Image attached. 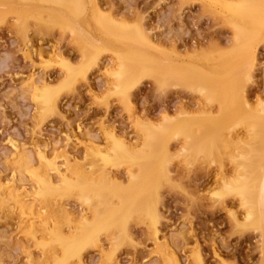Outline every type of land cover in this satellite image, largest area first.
Segmentation results:
<instances>
[{
  "label": "rangeland",
  "instance_id": "374dc122",
  "mask_svg": "<svg viewBox=\"0 0 264 264\" xmlns=\"http://www.w3.org/2000/svg\"><path fill=\"white\" fill-rule=\"evenodd\" d=\"M15 1L0 0V180L13 182L15 189L23 186L31 191L34 181L30 172L44 175L37 161L36 150L40 149L48 159L54 155L63 157L56 160L62 173L66 171L62 161L66 157L71 167L79 172H91L96 182H103V175L107 173L109 187L124 189L130 185L131 177L141 173L138 165L120 162L118 166L106 167L94 158L91 150L109 152L114 142L106 136L110 132L115 134V140L125 142L138 155L140 151L141 154L151 153L153 145L155 150L163 151L155 163L153 160L149 163L150 168L156 166L155 173L159 175L152 189L158 222L139 211L125 216L121 213L125 231L100 233L97 245H88L80 252L83 264H262L264 226L253 222L239 225L246 209L240 206L234 189L222 193L237 176L236 166L229 157L237 155V151L229 149L220 162L202 153L193 154L184 130L188 127L197 135L211 129L212 132L223 131L231 142L238 133L242 134L243 129L228 119L229 111L224 112L217 101L207 102L198 93V85L188 80L199 73L202 74L199 79H205L208 76L205 73L212 70L217 74L231 70L232 81L225 90L236 89L243 81L242 72L237 71L241 53L237 46L248 43L255 50H252L251 70L243 83L245 94L255 104L264 103V22L259 24L250 18L234 20L228 15L227 7L242 0H76L77 10L70 14L67 22L75 21L74 25L85 38L82 41L71 32V24L40 20L47 0L24 2L27 28L23 32L16 26L12 9ZM66 1L70 0L63 2ZM108 24L114 28L110 30ZM124 25L134 34H128L130 30L126 31ZM138 32L156 48L147 50L137 41L134 43ZM241 33L243 39L239 36ZM126 37L139 47L133 60L138 68L159 62L161 65L156 66L168 70L166 80L168 76H175V81L169 78L167 82H157L142 71L125 93L116 74L122 66L120 54L124 58L131 54ZM84 48L99 53L96 65L88 69L85 78L76 76L71 85L62 86L65 66L79 68L84 60ZM33 82L38 88L45 86L56 93L55 111H42L41 102L34 97ZM191 85H195V89ZM262 124L255 126L261 128ZM152 127H163L167 133L157 139L161 144L154 140L146 149V135ZM13 144L23 150L22 154L31 156L29 173L20 171L11 158L15 152ZM90 164L95 168L91 170ZM48 174L55 182L58 180L55 172ZM149 178V172L143 174L144 183L149 182ZM219 192L223 196H219ZM1 197L4 196L0 195V264H54L53 261L61 257L60 247L53 246L45 255L40 249L49 240L50 230L60 231L64 236L74 235L81 215L92 219L87 206L79 202L73 192L48 204L37 201L36 210L42 208L40 212H46L42 216L47 217L49 235L43 229L38 232L40 235L35 234L36 241L22 230L20 214L11 211L10 200L6 206ZM112 197L117 203L116 197ZM138 203L140 199L133 200L134 205ZM260 206L264 213V204ZM59 210L63 214L57 213ZM117 232L120 237L125 233L126 239L122 236L116 246L112 236L118 237ZM77 260H68L66 264H79Z\"/></svg>",
  "mask_w": 264,
  "mask_h": 264
},
{
  "label": "bare ground",
  "instance_id": "6f19581e",
  "mask_svg": "<svg viewBox=\"0 0 264 264\" xmlns=\"http://www.w3.org/2000/svg\"><path fill=\"white\" fill-rule=\"evenodd\" d=\"M25 1H27V2L29 1V3H30L33 0H16L15 3L13 4V8H12L13 14L15 15L16 20H17L16 26H18L17 28L22 29V31L24 30L23 32H25L26 28H27L26 27L27 22H26V16H25L27 4H24ZM63 1L64 0H47V2L45 1L46 3H44L42 6V10L45 13H44V15H42L40 20H43V23L45 21V22H49L52 24L55 22H60V21L61 22L63 21V23L67 22L70 19V14H73V12H75V10H77L76 0L66 1L65 2L66 4ZM92 3H93L92 7L95 8V4H94L95 2L92 1ZM228 3H231V2H228ZM228 3H227V5H228ZM231 4H233V3H231ZM222 6H224V5H222ZM93 8H92V10H94ZM223 11H225V10H223ZM227 11H228L227 12L228 15H230L232 18H234V20H236V19L238 20L239 18H246V19L250 18V19L258 22L259 24L264 22V0H242L241 2L234 3L232 6L227 7ZM224 13L226 14V12H224ZM226 18H228V17H226ZM111 23L112 22H110L109 24H111ZM68 24H71L70 25L71 32L73 34L77 35V37H79L82 41H84L85 38L83 37L81 30L79 29V27L77 28L76 25H74V24H76L75 21L68 23ZM109 24H108V26H109L108 28H111L110 30H112V28H114V27H112V26L110 27ZM241 24H239L238 26H240ZM105 26H107V24ZM105 26H104V29H105ZM115 26L118 27V25H115ZM233 26H234V24H233ZM124 28H126V26ZM115 29H116V27H115ZM127 29H129V28H126L125 30L128 31ZM105 30H108V29H105ZM120 30H122V27L120 28ZM123 31H124V29H123ZM126 31H124V32H126ZM130 31L127 33L132 34L133 30L131 32ZM241 31L245 32L244 30H241ZM252 32H255V31H252ZM252 32H251V34H252ZM261 32L262 31L259 30V34ZM104 33H105V31H104ZM105 34H107V33H105ZM239 36L242 39L244 37L243 33L239 34ZM115 37H117V36L115 35ZM134 37L136 38L135 42L133 40L132 41L134 43H136V41H137L138 45L139 44L141 46L143 45L144 48H146L147 50H151V49L156 48L155 45L152 42H150L149 40H147L141 32L136 33V36H134ZM236 38H237L236 40H238L237 36H236ZM105 39H106V37H105ZM122 40H124L123 37H122ZM97 41H98V39H97ZM125 41H127L126 44L129 48V50L131 51V54H129V56H126L128 58H124V56H121V54H120V60L119 59L118 60L122 61V66H121L119 72L116 74V77H118L117 79H119V81H121L120 83H122L121 86L124 87L123 91L125 93L127 92L128 88L135 83L136 79L138 78L139 72H142V71L145 72L148 76H152L153 79L155 78L157 82H159V81L161 82L164 80L167 82V81H169V78L170 79L172 78V77L168 76L169 78H168V80H166V77H167L166 74H167L168 70L166 68L156 66L159 62L155 66H146V64H145V66L138 68L135 65L136 63L133 60L135 59V56L138 53L139 47L136 44H133V42L129 38L125 39ZM250 41L252 42V40H250ZM100 42L101 41H99V43ZM96 43L99 44L98 42H96ZM238 44H239V42H238ZM237 47H238V52H241L240 57H239L240 59L238 61L240 64V68L237 69V71L239 70L240 73L242 72V75L240 74V79H242L244 82L241 81L242 84L240 83L241 85H239V86L237 85L236 89L225 90L226 87L232 81V77H231L232 75H230V73H229L231 70L228 73L225 72L222 74H217L216 70H212L208 73H205V75H208V76H206L207 78H205V79H202V78L199 79V77L202 75L199 73L196 75V77H194V79H191L188 81H193L198 85V86H196V87H198L197 88V91H199L198 93L202 94L206 98V100H208L207 102H209V101H212V102L215 101L216 102L217 101L218 103H220L221 109H223L224 112L229 111V112H227L228 119H230L232 122L235 121V124L239 125L240 128L243 129L242 134L238 133V135H240V136L237 135L236 140L234 142H231L230 139L226 138V135L224 134L223 131H221L223 133H221L219 131H217L218 132L217 133V132H212V129H211L210 131H208V130L202 131L197 135L194 132H192L190 129H188V127H187L186 130H184L185 131L184 135H185V139L188 140V145H189L188 148L191 150V151L189 150L190 152L193 151V154H194V152H196V155H198L197 153H199V155H200V153H202L205 156H207L209 158L211 157L214 160L218 159L219 162L224 158V156L227 154V152L230 151L229 149H232L233 152L235 150L237 151V155L234 154L235 156L234 155L229 156L231 161L236 166L237 176L233 180H230L231 182L226 185L225 191L224 192L222 191V193L225 194V192L227 190L234 189L235 194L239 197V201L241 204L240 206H242L246 209L244 216H242L243 219L239 223V225L240 224H247V223L249 224V223L253 222L255 224H261L264 226V213L262 212L261 206H260L261 204H264V203H262V202H264V129H263L264 128V118H262L264 116H261V114L264 113V103L258 101L255 104L254 102L248 100L247 96L245 94V88H244V84H243V83H245L248 72L251 70V67H252V60L254 57L253 51L255 50L253 48L254 46L251 47V45L248 43H242L240 46H237ZM90 51L91 50L87 49V48L83 49L82 52H83L84 60H83V63L79 66V68L77 67L75 69V68H72L70 66H65L66 76L62 82V86H65V85L69 86V84L71 85L72 80H74L76 78V76H80L81 78H85L86 72L88 71V69H90L92 66L96 65L97 55L99 53L97 51H93V52H90ZM141 51H144V50H141ZM140 54H143V53H140ZM166 62L167 61H165L164 63H166ZM141 63H143V62H141ZM216 64H218V63H216ZM235 65H236V63H235ZM171 67L172 66L170 65V68ZM228 68H229V66H228ZM187 69H189V68H187ZM235 72H233V73H235ZM196 73H198V72H196ZM165 75H166V77H165ZM171 76H173V75H171ZM175 79H173V80L175 81ZM237 80H239V77H238V79H236V81ZM166 82L164 84H166ZM176 84H177V82H176ZM189 84H191V83H189ZM32 85H34V82L32 83ZM194 86H192L193 89H195ZM32 87H33V90H35V96L34 97L41 102L42 111H45V110H46L45 112L55 111V109H56V107H55L56 93L54 91L50 90L49 88L45 87V86L44 87L41 86L42 88H38L36 85H34ZM117 90H119V92H120L122 89H117ZM232 106H233V108H232ZM203 123H205V122H203ZM255 123L257 125L258 124L260 125L263 123L262 124L263 127L257 128L258 126L256 127ZM188 126H190V125H188ZM145 128H147V127H145ZM157 128L158 129H156V128L153 129V127H152L151 132H148V134L146 135L147 136L146 137V144H145V146L143 145L146 149H147V147H150L152 145L151 143L154 142V140H157L158 138L161 139L162 137H164L166 135L167 132H166L165 128H164V130L162 129L163 127L161 129H160V127H157ZM208 128H209V126L206 127V129H208ZM258 129H260V130H258ZM198 131H199V129H198ZM105 134L106 133H104V135ZM114 135H112L111 132H110V134L109 133L106 134V136L108 138L110 137L112 140H114L113 146L109 152L103 153L100 150H95V149L94 150L90 149V150H91V154L94 156V158H97L100 161V164L102 163L106 167H107V165L114 167L118 163H119L118 165L122 164L120 162H123V164H124V162H131V163L133 162L135 165H138L137 167H139L141 173L139 175L131 177L130 185L124 189H122L123 187L118 188V186H116V187L113 186V188H111L112 186L109 187L110 185H107L106 179H107V176L109 178L110 175L105 173L106 171L104 172L105 174L103 175L105 177V178H103L104 181L100 182V183L96 182L94 180V178L92 177L91 172L90 173L79 172L77 168L71 167L69 165L70 161L66 157L64 158V160H62V161H64L63 165H64V167H66L65 168L66 171H65V173H62V171L60 169L61 166L59 167L57 164L58 162H56V160H58L59 157L54 155L53 156L54 158L52 157L51 159H48L47 155L42 153L40 149L36 150L37 151V157H38L37 161L39 162V164L43 168L44 175H41V173L37 172V171L30 172L29 175H30L31 179H33V181H34V188H31V191H28L29 189L27 190L26 187H23V186L19 187L20 190L18 191V190H16V189H19L18 187H16V189L14 187H12L11 184L13 182H7V181L5 182L4 181L5 182L4 183L3 181L0 180V195L4 196V197H1V198H3L2 200L5 201L4 204L5 203L8 204V202L10 200L11 203L9 204V207L12 209L11 211L19 212V214H20V219L22 222V230L27 232L28 235L34 239H36V237H37V236H35L36 233L38 235L39 234L38 232H41L43 229H46V232H47V228H48L46 226L47 224H45V219L47 217L44 219V217L42 216V214L45 216L46 212H44V211L40 212V210L42 208L40 210H36L37 206L35 205V203L37 201L44 203V204H48L53 199L55 201V198H57V199L63 198L67 195L69 196L73 192L76 195L77 200L79 202H81L82 204H85L87 206L88 211H90V213L92 214V219L91 220L87 219L83 215H81L80 216L81 221L79 224H77V227H76L77 230L75 231V233H73L74 235L71 234L70 236H67V235L64 236V235H61L60 231H58L59 233H57V231L52 232L51 230H50V232L48 231L50 233V235H49V233L47 232L48 235L50 236L49 237L50 241L48 240L49 243L47 241L46 244H44L45 243L44 242L43 243L44 245H41L40 249L42 251V254L45 255L52 250L53 246H59L60 252H61V257H59L58 259L56 258L55 261H53L56 264H66L68 262V260H71V259L74 260V258L78 259L77 261L79 262V264H83V262H82L83 260L81 261V259H80V252L82 250H84L86 248V246L88 247V245H92V244H94L92 246L97 245L95 243H97V240L99 238L98 235L102 232H108L109 233L110 231L113 232L114 230L122 232V229H123L122 219L123 218L121 216H123V215L125 216L128 213H131L132 211H134V212L137 211V213L142 212L144 214V216H146V218H149L152 221L158 222L156 220L158 213H156V209H155L156 206H154L155 203H153V197L154 196H153L152 189L154 187L153 185L155 184V182H158L159 175L157 177V174L155 173L154 167H156V166H154V164H153L152 166H154V167L150 168L149 163H151L150 161H152V160L154 162L156 160V158H158L160 156L161 152H163V151H160V149H158V148H157L158 150H155L152 147L153 146L152 145L151 146V149H152L151 153L148 154V152H147V154L146 153L141 154L142 151H140L141 153L138 155L137 152L133 153L131 151L130 147L128 145H126L125 142L123 143L121 140L120 141H118L117 139L115 140L116 136L114 137ZM180 135H182V133ZM232 138H233V136H232ZM157 141H159L158 142V145H159L160 140H157ZM162 145H164V144H162ZM13 149L15 150V152L13 153V156L11 158L13 159L14 163L17 165L18 169L20 171L28 170L31 166V161H30L31 156L26 155V154H22L21 152L23 150L19 149L15 145L13 146ZM148 149H150V148H148ZM186 151H188V150H186ZM194 157H195V155H194ZM207 157L205 158L206 160L208 159ZM61 158L63 159V157H61ZM61 158H59V159L61 160ZM167 160H168V158H167ZM169 160H170V158H169ZM208 161H210V160H208ZM164 163L166 164L165 161H164ZM89 168L92 170L95 167L93 164L92 165L90 164ZM150 169H152V170H150ZM29 170H28V173H29ZM164 170H163V172H164ZM49 172H55L58 175V180L56 182L48 174ZM66 172L69 173L70 176L68 174H66ZM145 172H146V174H147V172H149V174L151 175V178H149L150 181L149 182L146 181L147 183L143 182V174L145 176L146 175ZM164 174H165V172H164ZM13 175H14V173H13ZM13 175H12V178L16 180V177L14 176L15 177L14 178ZM70 177H72V178H70ZM167 180H169V179H167ZM12 181H14V180H12ZM108 181H110V180H108ZM157 186H158V184H157ZM155 190H156V188H155ZM219 193H221V192H219ZM222 193L219 196H221V195L223 196ZM112 196L116 197L117 203H115L116 201L113 202L111 200ZM114 197H112V198H114ZM134 199H140V202L141 203L143 202V205H141V203H138L140 205V207H137L139 205L136 204L137 205L136 206L133 204ZM135 203H137V202L135 201ZM57 210H58V208H57ZM57 213L63 214V211L59 210V211H57ZM121 213L123 215H121ZM62 214H61V216L65 217ZM67 221L69 223V219ZM150 223H151V221H150ZM124 226H125V224H124ZM56 230H57V228H56ZM44 233H45V231L43 232V234ZM120 233L116 234V236L119 235L116 238H115V235L112 236L115 239V241L114 240L113 241H114V245H116V246H117V243H120L122 241V239H121L122 236H123L122 238L126 239V236H124L125 233H124V235L121 234V237H120ZM36 241H38V240L36 239ZM107 261H108V259H107ZM110 261H112V258ZM262 264H264V262Z\"/></svg>",
  "mask_w": 264,
  "mask_h": 264
}]
</instances>
